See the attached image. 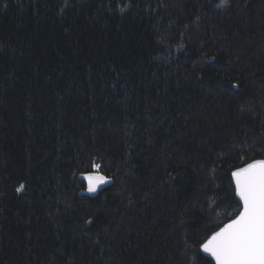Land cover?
<instances>
[{"label":"trees","instance_id":"obj_1","mask_svg":"<svg viewBox=\"0 0 264 264\" xmlns=\"http://www.w3.org/2000/svg\"><path fill=\"white\" fill-rule=\"evenodd\" d=\"M219 4L0 0V264H202L264 159V0Z\"/></svg>","mask_w":264,"mask_h":264},{"label":"snow or ice","instance_id":"obj_2","mask_svg":"<svg viewBox=\"0 0 264 264\" xmlns=\"http://www.w3.org/2000/svg\"><path fill=\"white\" fill-rule=\"evenodd\" d=\"M226 3L227 0H220L218 7ZM130 6V2L124 7L118 6L119 11L123 14ZM102 167L93 161L91 171L80 174L87 193L95 194L102 185L112 182L103 174ZM231 186L238 201V212L200 244L199 250L204 253L200 260L202 264H212L213 261L215 264H264V159L253 160L232 170ZM25 189L26 185L20 183L15 192L22 194ZM94 223L93 219H87L85 230L90 231L89 226Z\"/></svg>","mask_w":264,"mask_h":264},{"label":"water","instance_id":"obj_3","mask_svg":"<svg viewBox=\"0 0 264 264\" xmlns=\"http://www.w3.org/2000/svg\"><path fill=\"white\" fill-rule=\"evenodd\" d=\"M251 162H252V161H251ZM79 178H80V176H79ZM110 184H111V182L108 183V184L102 185V186L97 190V193H98V191H100L101 189H103L104 187H106L107 185H110ZM97 193H95V194H97ZM84 194L89 195V196H93V195H95V194H89V193H87L86 190H85ZM233 218H234V217H233ZM228 221H229V220H228ZM228 221H226L225 223H227ZM225 223H224V224H225ZM224 224H223V225H224ZM223 225H221V227H223ZM219 228H220V227H219ZM219 228H218L217 230H219ZM217 230H215V231H217ZM212 233H213V232H212ZM212 233H211V234H212ZM211 234H210V235H211ZM210 235H209V236H210ZM201 253H202V255H204L203 252H201ZM207 258L211 260L210 257H207ZM213 264H215L214 261H213Z\"/></svg>","mask_w":264,"mask_h":264},{"label":"bare ground","instance_id":"obj_4","mask_svg":"<svg viewBox=\"0 0 264 264\" xmlns=\"http://www.w3.org/2000/svg\"><path fill=\"white\" fill-rule=\"evenodd\" d=\"M102 190V189H101ZM84 191V190H83ZM85 192V191H84ZM99 192V191H98ZM86 195V194H85ZM96 195V194H95ZM95 195H93V196H95ZM89 196V195H88ZM229 214H231V213H229ZM189 253V252H188ZM195 261V260H194Z\"/></svg>","mask_w":264,"mask_h":264}]
</instances>
